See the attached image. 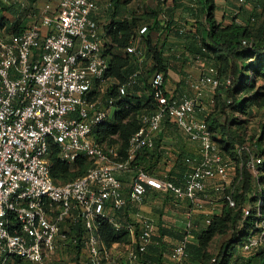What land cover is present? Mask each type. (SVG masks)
<instances>
[{
  "label": "built area",
  "instance_id": "2783aa9c",
  "mask_svg": "<svg viewBox=\"0 0 264 264\" xmlns=\"http://www.w3.org/2000/svg\"><path fill=\"white\" fill-rule=\"evenodd\" d=\"M236 2L241 5L245 0ZM100 9L101 0H57L54 7L45 5L44 12L21 33L0 31V264H11L13 259L65 264L69 254L78 264H121L97 233L100 221L126 234L125 252L133 264L156 231L152 221L130 212L143 203L148 190L187 203L190 218L200 207L199 199H205L208 182L219 180L221 191L227 187L229 165L205 121L196 115L198 97L164 93L161 73H155L150 84L154 109L139 116L140 127L129 137L124 154L116 145L96 140V131L118 110L115 99L106 98L102 91L107 86L109 57L96 19ZM124 50L137 54L132 44ZM137 74L120 87L119 98L135 83ZM217 86L213 68L194 84L198 96L201 89ZM165 122L199 150L198 162L183 159L188 170L179 184L166 174L157 178L132 166L139 154L153 148ZM51 148L60 162L72 164L82 157L89 167L71 181L55 183L48 166ZM241 150L258 184L262 159L247 147ZM116 174L130 178L123 182ZM261 199L260 194L253 226L240 238L246 256L264 249ZM224 201L230 208L235 206L230 196ZM248 215L247 207L242 218ZM209 223L206 218L205 224ZM184 249V243L175 249L177 262L184 257Z\"/></svg>",
  "mask_w": 264,
  "mask_h": 264
},
{
  "label": "trees",
  "instance_id": "16d2710c",
  "mask_svg": "<svg viewBox=\"0 0 264 264\" xmlns=\"http://www.w3.org/2000/svg\"><path fill=\"white\" fill-rule=\"evenodd\" d=\"M199 2L201 9L197 19L198 16L203 15V23L197 21L193 34L175 32V36L184 38L189 42L187 48L190 56L216 71L218 86L214 90L213 98L216 108L213 109L211 114L203 115V120L212 135L211 139L215 143L219 154L233 168L234 175L230 185L220 191V202L222 203L220 213L209 215L210 223L208 225L204 224L207 217H204L200 228L196 225L192 233L196 244L186 243L187 256L176 264H201L202 262L203 264H209V255L206 253L208 244L214 235L224 234L229 224L232 227V234L228 243L230 246L221 248L217 256L220 262L214 260L212 264H229L231 260L234 264H264L263 248L247 257L242 254L237 255L238 257L233 256L231 252L233 247L240 242V238L246 235L247 231L253 226L257 197L260 194L262 197L261 208H264V147H261L259 140L252 147L248 142L242 140L241 135L232 131V123L229 122L227 117L229 112L248 115L251 108L255 107L258 102L257 93H251L247 96H245V93L248 94L254 88L260 77L264 78V22L255 27V16L251 15L247 25L238 24L235 20L222 24L214 17V0H199ZM110 3L113 6V11L111 10L109 14L110 20L105 24L104 32L105 38L109 39L110 49L112 48L114 52L105 43V54L109 57V69L106 73L107 86L103 87L102 91L106 98L112 97L115 99L118 110L112 120L103 124L96 131L95 138L100 143L107 140V143L104 144L116 145L117 150L124 154L129 137L139 129L140 123L137 119L123 124V119L129 113H134L139 118L141 114L154 109L153 89L150 86L151 79L155 73H161L164 80V89L169 66L164 46L158 42H151L148 38H143V42L145 56L149 58V63L142 69L135 66L136 60L133 56L126 54L124 49L136 34L139 19L132 15L125 19H115V14H122L124 8L120 0H110ZM152 16L153 18L156 17V13H153ZM30 23L31 20L27 21V19L20 17L18 21L5 29V25L2 26L0 22V31L5 34H19ZM153 25L155 31L161 30L165 33L170 28L168 25L165 28L160 27L156 21H153ZM135 72H138L135 83L126 87L124 95L119 98L120 87L125 86L129 77ZM147 77H150V80H147ZM227 81L229 84H227ZM164 93H167L166 89ZM172 129H176V127L165 122L155 138L153 148L144 150L139 154L133 161L132 166L141 168L148 175L161 178L162 175H158L160 170L157 168V164L160 163L166 152L163 137L164 133H168ZM115 134L119 136L120 143L110 139ZM242 147L250 148L249 150L252 153L262 159V163L257 167L258 184L246 168L247 155L245 151H240ZM186 157L188 156H177L174 161L175 169H167L165 173L170 180L177 184L180 183L182 175L188 170L183 162ZM48 166L53 181L60 183L71 181L83 175L89 167V162L81 157L72 164L62 163L57 158L56 149L51 148L48 155ZM119 175L121 174H116L121 181H128L126 178L122 179ZM149 191H147V195ZM153 195L156 197V194L153 193ZM225 196H230L234 200L235 206L233 208L225 203ZM145 199L146 197L143 202H145ZM247 207L249 208V215L246 219H243V209ZM130 209L131 213L137 211V207ZM158 226H160L159 239L165 233L167 237L176 239V235L174 236L168 229L162 227L160 222ZM97 233L108 246H111L110 243L115 242L128 243V238L124 232H115L104 221L99 222ZM149 247L150 245L142 255H137L133 264H162L161 259L163 256L161 254L158 256L148 255ZM71 260L77 262L76 257H72ZM11 264L28 263L13 259Z\"/></svg>",
  "mask_w": 264,
  "mask_h": 264
},
{
  "label": "rangeland",
  "instance_id": "374dc122",
  "mask_svg": "<svg viewBox=\"0 0 264 264\" xmlns=\"http://www.w3.org/2000/svg\"><path fill=\"white\" fill-rule=\"evenodd\" d=\"M14 1L18 0H5L3 2L0 0V6L3 8L0 11V17H6L11 21H14L15 17L13 14L11 16L7 15L8 9L12 5V11L16 10L13 5ZM43 3L46 0H42ZM107 3L109 0H105ZM237 0H214L215 11L214 17L218 22L229 23L231 20H235L236 23L241 25H247L249 23V18L251 15L255 16V27L259 26L264 22V0H245V2L239 5ZM41 3V5L43 4ZM122 7V14H117L116 16L122 18L124 13H129L130 15L139 19L138 29L136 30V34L140 35L143 38H148L151 42H158L164 46L165 55L168 57L167 59L171 62H178L180 65H184L185 63L194 62L195 58L188 54V45L189 42L184 38L173 39L172 43L168 41L169 36L171 35L173 38L175 31L181 30L182 33L185 34H193L195 32V26L197 21L203 23V15L198 16L201 9V4L199 0H120ZM18 4V3H17ZM241 7V8H240ZM228 8L234 9V14ZM153 13H156V17L153 18ZM104 14L107 16L109 13L104 10ZM109 17V15H108ZM196 17V18H195ZM2 18L1 24L5 25L4 19ZM31 18V17H30ZM125 19V17H123ZM16 20V19H15ZM31 23L36 21V18L30 19ZM153 21L158 22L161 27L165 28L167 25L170 26L167 33H157L153 28ZM165 30V29H164ZM166 34H169L167 36ZM106 46L110 49L109 39L105 40ZM114 52V50L111 48ZM168 51V52H167ZM172 51V54L170 52ZM179 57L176 58L175 56ZM146 61V60H145ZM186 65V64H185ZM184 65V67H185ZM147 66V63H146ZM143 66L140 69L146 67ZM183 75H187V70H181ZM179 73H172L173 78ZM182 77V75L180 76ZM178 78V77H176ZM223 78V76H222ZM147 80H150V77H147ZM171 84H177L176 80L171 82ZM251 93H257V104L255 107L251 108L250 113L248 115L241 113H232L229 112L227 115L229 122L232 123V131L237 132V134L241 135L242 140L248 142L250 146L257 144L258 140L261 143V147H264V78L260 77L254 86V88L247 93L245 96L250 95ZM190 94V93H187ZM185 93V95H187ZM205 94V95H204ZM244 95V94H243ZM240 97V96H239ZM214 98V90L213 89H205V93L199 97V106L198 111H196V115L198 118L203 119V115L211 114L213 109L215 110L216 105L213 101ZM215 105V106H214ZM138 115H134V113H129L126 118L123 119L122 123L126 124L131 121L137 120ZM163 143L165 145V153L160 160V163L157 164V168L160 170L158 175H163L167 172V169H175L174 161L177 156H187L194 155L195 146L189 143L182 134L178 133L176 129L170 130L168 133H164ZM112 139L114 142L120 143L119 136L117 134L113 135ZM103 143H107V140L103 141ZM250 149V148H249ZM234 170L231 167V170H227V178L226 181L232 179ZM219 180H213L206 184L205 190V199H199L198 205L200 207L195 208L193 216L195 218V224L200 228L203 224V216L219 214L221 211L220 192L216 193L213 191L215 187L219 185ZM147 200V199H146ZM141 205V214L143 217L151 220L153 223L158 224L159 222L164 225H173L175 219L180 220L181 217H184L186 213V206L183 204H178L182 211H179L175 206V203L172 200H164L162 197H154L149 198L147 201ZM179 208V207H178ZM180 208V209H181ZM184 208V209H183ZM185 210V212H184ZM192 216V218H193ZM232 234V227L227 225L226 231L224 234H216L210 240L206 253L209 255V264L214 263L213 260H217L220 262V259L217 258L219 250L221 248H225L224 246L228 245L230 241V236ZM244 238H242L243 240ZM171 243L175 244L174 239H167ZM241 241V240H240ZM240 242L235 245L232 249L233 256H240ZM110 245L114 248L115 254L119 255V259L122 261V255L125 252V245L123 243L115 242L110 243ZM240 254V255H239ZM237 256V257H238ZM184 259V258H182ZM74 262V261H72ZM162 264H176L178 263L175 260V254L172 252L170 254L162 257ZM203 264V262L201 263ZM229 264H234L233 260L229 262Z\"/></svg>",
  "mask_w": 264,
  "mask_h": 264
},
{
  "label": "crops",
  "instance_id": "0c3cea01",
  "mask_svg": "<svg viewBox=\"0 0 264 264\" xmlns=\"http://www.w3.org/2000/svg\"><path fill=\"white\" fill-rule=\"evenodd\" d=\"M2 1L5 2V0H2ZM41 3H43L42 0H18V1H14L13 5L15 6L16 10L12 11V9H11L12 5H11V7L7 10L8 11L7 15L11 16V14H13L16 20L14 19V21H11V20H9L6 17H0V20H2V18H6V19H4L5 29L9 28L14 22L18 21V19H20V17H22L24 19H27V21H29L32 18L38 19V16L44 12L45 5L49 4V5L54 7L56 5V3H57V0H46V1H44V3L42 5H41ZM0 8H3V7L0 6ZM105 9H106V11H108L109 14H110L111 10L113 11V6L111 5L110 0H109L108 3L105 0H101V9H100L99 14L96 17L97 23H98L99 28H100V33L102 34V40H103L104 43H105V40H107V38H105L104 26L110 20V15L108 14L109 15V17H108V15L106 16L104 14V10ZM228 9L231 11V13L234 12V9H232V8H228ZM115 15H117V14H115ZM128 15H129V13L124 14L123 17L127 18ZM114 18L117 19L119 17L115 16ZM160 27H161V25H160ZM156 32L158 34L161 33V32L163 33V31H161V30H159V31L156 30ZM175 32H177L179 34L182 33V31L178 30V29ZM166 35L169 36V34H166ZM175 35L176 34L174 33V37L175 38H173L170 35L168 41H170L171 43H172L173 39H178V41H180L179 39H181V38H178ZM130 44L134 45L136 47V49H137V54L136 55H131L136 60V63H134L135 66H137L138 68L146 66V63H149V58H147L145 56L143 37H141L140 35H137V36L134 35L133 38L128 43V45H130ZM115 52H118V51H115ZM170 54H172V51L170 52ZM175 57L178 58L179 56L176 55ZM185 64H184L185 65V67H184V65H180L178 62H175V61L171 62L170 60H168L169 68H168V73H167V79L165 81V89H166V91L171 92V93H173L176 96H186V97H189V98L198 97V100H199V97L202 96L203 93H205V89H207V88L209 89L210 87H205V88L201 89L200 95L198 96L197 95L198 91L195 90L194 84H195V82L198 80V78L201 75L206 73V70L208 69V67H206V65L204 63H202L201 61H199V60H195L194 62H189L188 61ZM181 70H183V71L187 70V75H183ZM177 72L179 74L176 75L173 78V76L171 74L172 73H176L177 74ZM181 75H182V77H180ZM176 77H178V78H176ZM174 80H176V82H177L176 86L171 84V82H173ZM210 89H212V88H210ZM185 93L186 94L190 93V94L185 95ZM177 132L182 134L178 130H177ZM189 143H191V142H189ZM191 144H193L195 146V153H194V155L192 154V155H187V156L189 158H191L192 160L198 162L199 158H200L198 147L194 143H191ZM227 170H231V167L229 166ZM123 175H119V176H121L122 179L126 178L127 180H129L130 175H126V174L124 176ZM226 184H227V187H228L230 185V182L227 181ZM213 191L216 193V191L220 192L221 190L218 189L217 187H215L213 189ZM153 193L156 194V197L157 196L162 197V199H164V200L165 199L166 200L169 199V198H166V196L161 195L159 193H156L154 191H149L148 195L146 196V199L148 200L149 198H154ZM175 203H177V205L175 207L179 211H182V208L178 204H183V205L186 206V213L184 214V217H181L180 220H176L175 219L173 225H171V223H170V225H168V224L164 225V224L161 223L162 227H164L165 229H168L172 234H174V236L176 235L175 236L176 239L173 238L175 244H173V243H171L170 241L167 240V239H170V237H167L166 233L163 235L162 238L160 237V239H159L158 231H159V227L160 226H158V224L154 223V225L156 227V231H155V233L152 236V240H151V244L152 245L150 244V247L148 248V255H152L153 254L155 256H158V255L161 254L165 258V256L167 255V253H169V251H170V254H171L182 243H184V244H186V243L196 244V240L193 238V234L192 233H193V231H194V229L196 227L195 222L197 221V219L195 217L198 216V215L193 216L192 215L194 213L193 212L191 214L190 218H188L187 217V212L189 210V205L187 203H184V202H182V203L175 202ZM141 205L137 207L136 213H138L140 216L143 217V215L141 214ZM184 212H185V210H184ZM192 216H193V218H192ZM204 217L208 218V216H206V215L203 216L202 218L204 219ZM195 219H196V221H195ZM113 252H114V248H113ZM241 254L243 256L247 257L243 253H241ZM127 255H128V253L124 252V254L122 255V261H121L119 259V255L115 254V252H114V259L119 261L120 263L126 264L128 262ZM186 256H187V251H186V246H185L184 257L183 258H186ZM72 257L73 256L70 255V254H69V256L67 255V257L65 258V264H78L79 263L78 259H77V262H72V260H71Z\"/></svg>",
  "mask_w": 264,
  "mask_h": 264
}]
</instances>
